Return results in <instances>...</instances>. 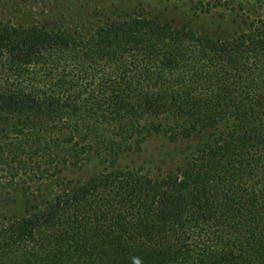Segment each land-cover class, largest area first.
<instances>
[{
  "label": "trees",
  "instance_id": "16d2710c",
  "mask_svg": "<svg viewBox=\"0 0 264 264\" xmlns=\"http://www.w3.org/2000/svg\"><path fill=\"white\" fill-rule=\"evenodd\" d=\"M9 117L11 182L107 164L1 215L0 264H264V20L227 40L139 13L83 34L4 25ZM157 135L196 143L160 176L117 164Z\"/></svg>",
  "mask_w": 264,
  "mask_h": 264
},
{
  "label": "rangeland",
  "instance_id": "374dc122",
  "mask_svg": "<svg viewBox=\"0 0 264 264\" xmlns=\"http://www.w3.org/2000/svg\"><path fill=\"white\" fill-rule=\"evenodd\" d=\"M130 13L227 40L246 25L264 20V0H0V27L34 25L83 34L106 18ZM15 123L16 118H0V133L9 132ZM195 143L196 138L173 142L160 135L151 136L122 153L117 164L160 176L179 166ZM106 164L102 157L91 156L78 167L64 166L56 173L42 169V173L18 176L12 182L7 173H2L0 216L20 217L35 196L50 195L66 183L90 178Z\"/></svg>",
  "mask_w": 264,
  "mask_h": 264
}]
</instances>
